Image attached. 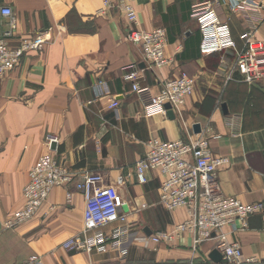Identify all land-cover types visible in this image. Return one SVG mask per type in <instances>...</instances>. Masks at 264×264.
I'll return each instance as SVG.
<instances>
[{
  "label": "crops",
  "instance_id": "0c3cea01",
  "mask_svg": "<svg viewBox=\"0 0 264 264\" xmlns=\"http://www.w3.org/2000/svg\"><path fill=\"white\" fill-rule=\"evenodd\" d=\"M195 1L134 0L137 26L165 31L168 64L154 68L127 40L124 15L115 6L99 11L100 0H0V10L13 12L11 46L38 34L46 39L0 77V264H20L31 256L43 264H216L209 258L212 242L193 245L188 232L148 248L130 243L124 260L115 251L67 252L61 245L83 230L84 197L73 183L54 188L29 221L5 229V220L23 205L29 170L47 152L48 135L56 138L53 156L73 177L98 173L116 189L129 208L134 233L170 230L187 218L184 208L160 207L156 172L148 173L145 184L137 181L135 162L152 138L206 139L213 155L229 159L217 174L222 193L245 204L264 203V81L244 83L231 51L200 53L199 26L189 16ZM216 8L237 49H243V16L231 13L223 1ZM261 13L255 37L264 41ZM11 27V18L0 13V38ZM133 64L140 85L152 94L181 72L193 79V92L173 119L166 113L145 115L143 97L123 79ZM99 81L105 85L102 96ZM109 99L118 106L110 109ZM224 232L244 257L264 264V212L250 216L245 230Z\"/></svg>",
  "mask_w": 264,
  "mask_h": 264
},
{
  "label": "built area",
  "instance_id": "2783aa9c",
  "mask_svg": "<svg viewBox=\"0 0 264 264\" xmlns=\"http://www.w3.org/2000/svg\"><path fill=\"white\" fill-rule=\"evenodd\" d=\"M224 2L231 13H239L247 23V30L240 38L243 49H237L231 31L217 14V5ZM134 0H100L99 11L117 7L126 21V38L137 46L143 61L149 67L162 68L168 64L165 56L167 45L165 31L155 28L150 31L137 26ZM264 0H196L191 5L190 19L195 21L201 33L200 53L208 55L231 51L234 66L241 80L247 84L264 81V41L255 37L257 23L262 19ZM4 17H10V32L0 38V77L15 69L23 55L30 50H39L45 43L44 34L24 40L11 46L7 38L15 28L13 12L4 7L0 10ZM123 79L131 84V90L143 97L144 113L151 116L165 114L169 105L174 113H179L187 98L193 92V79L185 72L164 81L158 93L152 94L140 85L136 64L128 67ZM104 83L97 88L104 95ZM110 109L118 106L115 99L108 100ZM56 138L48 135L45 139L47 152L41 155L28 173V182L23 188L21 209L4 222L5 229H12L29 221L38 212L51 191L65 184L73 183L74 189L84 197L83 230L81 235L65 241L61 246L70 253H107L115 251L119 258H126V248L130 243H138L145 248L159 243H172L184 232L193 235V245L205 241L212 242V248L222 255V264H256L252 257H244L239 245L228 240L225 228L233 231L245 230L250 216L264 212V203L245 204L234 197L225 196L219 186L217 174L229 165V159L216 156L209 150L208 141L199 135L187 140L164 141L152 138L146 143V151L134 165L137 181L145 184L148 173L156 172L159 178L158 204L166 211L184 208L187 218L170 230H161L149 236L134 233L128 223L129 208L120 194L112 186L105 185L98 173H83L73 177L69 169L53 156ZM121 178H118V182ZM67 201L70 194L66 195ZM111 226L109 231L103 229ZM20 264H43L38 256H31Z\"/></svg>",
  "mask_w": 264,
  "mask_h": 264
},
{
  "label": "water",
  "instance_id": "95a60500",
  "mask_svg": "<svg viewBox=\"0 0 264 264\" xmlns=\"http://www.w3.org/2000/svg\"><path fill=\"white\" fill-rule=\"evenodd\" d=\"M165 108L167 109V112H166V115L173 119L175 116L173 114V111L170 109V106L167 104L165 105ZM192 130H193V133L194 134H198L200 132V127L198 124H194L193 127H192ZM144 233L149 236L150 235V232L147 230V229H144L143 230ZM209 258L216 264L220 263L221 260H222V255L220 254V252L216 249H213L210 254H209Z\"/></svg>",
  "mask_w": 264,
  "mask_h": 264
}]
</instances>
